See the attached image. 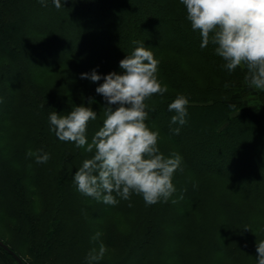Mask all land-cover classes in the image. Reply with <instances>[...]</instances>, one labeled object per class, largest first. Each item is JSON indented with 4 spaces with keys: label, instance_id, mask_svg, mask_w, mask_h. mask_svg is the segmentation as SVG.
Segmentation results:
<instances>
[{
    "label": "trees",
    "instance_id": "trees-1",
    "mask_svg": "<svg viewBox=\"0 0 264 264\" xmlns=\"http://www.w3.org/2000/svg\"><path fill=\"white\" fill-rule=\"evenodd\" d=\"M44 11L53 24L36 27ZM133 41L153 52L168 89L145 101V123L159 131L160 152L182 162L167 202L113 193L118 203L109 205L77 190L74 175L94 152L60 141L49 116L91 107V143L108 105L95 91L103 79L81 74H123L119 62L138 46ZM201 42L179 0H62L59 9L52 0H0V239L25 264H258L264 91L248 86L245 68L228 72L215 46ZM178 95L189 101L183 126L171 124L176 113L168 110ZM29 150L50 159L37 164ZM101 243L103 258L89 262ZM0 256L19 264L1 245Z\"/></svg>",
    "mask_w": 264,
    "mask_h": 264
},
{
    "label": "clouds",
    "instance_id": "clouds-1",
    "mask_svg": "<svg viewBox=\"0 0 264 264\" xmlns=\"http://www.w3.org/2000/svg\"><path fill=\"white\" fill-rule=\"evenodd\" d=\"M38 2L42 6L47 4V0ZM52 2L57 9L62 7V0ZM179 2L186 9L191 29L201 37L200 47L214 45L215 55L222 58L228 72L245 68L248 86L264 91V0ZM133 44L138 46L119 62L123 74L111 72L103 78L95 70L90 75L81 74L82 79L92 82L103 79L95 91L108 105L104 108L103 126L95 132L91 143L86 135L88 124L97 119L91 107L75 106L66 115L54 111L49 116L50 130L60 141L94 152L74 175L77 190L109 205L118 203L113 193L124 200L135 193L147 205L167 202L176 191L172 180L182 162L178 153L165 157L160 152L159 131H153L145 123L148 119L145 101L154 95L162 96L168 89L158 79L159 62L153 52L144 42L133 41ZM188 104L184 95H178L168 105V110L176 113L171 117V124L186 123ZM172 131L178 135L180 128ZM27 155L35 157L37 164L50 159L42 150H29ZM99 236L96 233L93 239ZM105 252V245L101 243L98 250L93 248L87 253L86 259L100 260ZM256 252L258 264H264V239L256 242Z\"/></svg>",
    "mask_w": 264,
    "mask_h": 264
},
{
    "label": "rangeland",
    "instance_id": "rangeland-1",
    "mask_svg": "<svg viewBox=\"0 0 264 264\" xmlns=\"http://www.w3.org/2000/svg\"><path fill=\"white\" fill-rule=\"evenodd\" d=\"M28 12V13H27ZM24 13H27L29 14V11H25ZM45 15L39 17L38 19H33V22L32 24L35 25L36 27H39V26H45V25H50V24H53V19H52V16H50L53 12L52 11H44ZM75 13V12H73ZM27 30V28H26ZM65 30L64 33H63V38L65 39H70L73 35H72V32L70 31V28H65L63 29ZM25 32V30H24ZM158 37L159 38H166L167 37V33L165 31H161V32H158ZM85 48H89V49H92L90 46H85ZM13 71H20L19 69L17 68H13ZM0 103L3 104L4 103V98L0 99ZM184 181V180H183ZM3 262L4 264H11L10 262H7L5 260V258L3 259Z\"/></svg>",
    "mask_w": 264,
    "mask_h": 264
},
{
    "label": "water",
    "instance_id": "water-1",
    "mask_svg": "<svg viewBox=\"0 0 264 264\" xmlns=\"http://www.w3.org/2000/svg\"><path fill=\"white\" fill-rule=\"evenodd\" d=\"M0 245L3 246L16 260L19 264H25V262L23 261V259L14 251L12 250L8 244H6L5 242H3L0 239Z\"/></svg>",
    "mask_w": 264,
    "mask_h": 264
},
{
    "label": "crops",
    "instance_id": "crops-1",
    "mask_svg": "<svg viewBox=\"0 0 264 264\" xmlns=\"http://www.w3.org/2000/svg\"><path fill=\"white\" fill-rule=\"evenodd\" d=\"M0 264H4L3 258L0 256Z\"/></svg>",
    "mask_w": 264,
    "mask_h": 264
}]
</instances>
